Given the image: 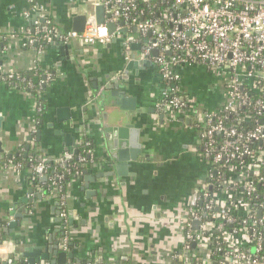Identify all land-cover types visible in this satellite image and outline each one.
Listing matches in <instances>:
<instances>
[{
  "label": "crops",
  "instance_id": "crops-1",
  "mask_svg": "<svg viewBox=\"0 0 264 264\" xmlns=\"http://www.w3.org/2000/svg\"><path fill=\"white\" fill-rule=\"evenodd\" d=\"M92 1L0 0V34L26 26L23 11L34 4L59 27L73 29L77 16L95 14ZM2 43L4 67L24 75L37 69L41 79L50 78L38 96L0 82L1 260L54 264L55 257L41 255L53 254L64 231L57 195L42 186L46 177L36 176L29 163L17 168L14 156L26 152L30 163L58 158L87 137L92 162L65 188L67 251L73 254L65 264H176L173 255L183 244L194 192L206 180L208 165L192 119L157 108L162 82L156 69L133 66L120 39L56 42L39 61L18 37ZM205 72L202 65L185 67L181 89L195 105L212 110L222 88L216 75L211 72L210 81ZM112 154L129 159L114 161Z\"/></svg>",
  "mask_w": 264,
  "mask_h": 264
},
{
  "label": "built area",
  "instance_id": "built-area-1",
  "mask_svg": "<svg viewBox=\"0 0 264 264\" xmlns=\"http://www.w3.org/2000/svg\"><path fill=\"white\" fill-rule=\"evenodd\" d=\"M99 4L104 22L88 14L81 32L59 27L44 7L34 4L23 11L27 25L9 35L32 49L37 61L43 49L56 42L106 44L121 37L127 61L153 65L162 82L157 108L192 119L199 134V154L208 165L206 180L194 192L195 204L174 260L209 264L215 252H222L216 264H264V0L92 1L94 8ZM9 35L0 34V40ZM135 44L138 50L133 49ZM192 65L206 67L219 80L222 98L217 108L197 106L182 93V71ZM49 78L46 74L44 80L34 82L0 63V82L33 95ZM91 151L84 142L76 155L71 150L58 158L41 157L31 167L36 176L54 181L72 170L79 176L81 168L92 162ZM74 155L76 161L69 163ZM57 165L62 171L52 169ZM56 195L64 221L58 246L67 251L71 231L66 195ZM12 259L6 257L9 264Z\"/></svg>",
  "mask_w": 264,
  "mask_h": 264
},
{
  "label": "trees",
  "instance_id": "trees-1",
  "mask_svg": "<svg viewBox=\"0 0 264 264\" xmlns=\"http://www.w3.org/2000/svg\"><path fill=\"white\" fill-rule=\"evenodd\" d=\"M49 17H50V19H51V16L49 15ZM52 25H56L54 22L52 23ZM2 40H0V42H1ZM3 43L1 42V45H2ZM4 52H3V50H0V55L1 54H3ZM153 66V65H152ZM154 67V66H153ZM155 68V67H154ZM35 72H36V74H35ZM40 72L39 71H37V69L34 71H32L30 74H28V75H26L29 79H31V80H33L34 82H37V80L35 79V78H37V79H41L40 78ZM35 79V80H34ZM35 95H36V93H35ZM37 96V95H36ZM39 100V99H38ZM83 141H82V143H81V145L80 146H78V147H76L75 149H74V154L76 155V154H78V153H80L81 152V150H82V148H83V143L84 142H88L89 143V148H91L92 149V145H91V143L89 142V139L87 138V137H84L83 139H82ZM26 152H19L17 155H15L14 156V162L15 163H21V164H27V163H29V165L30 164H33V163H30L29 162V157H27L26 156V154H25ZM27 154H28V152H27ZM73 156V158L70 160V161H68L69 163H73V162H75L76 161V156ZM34 162V161H33ZM35 163V162H34ZM90 163H88L87 165H85L84 167H82L81 168V172L89 165ZM52 169L53 170H55V171H62V168H60L58 165L57 166H52ZM51 169V170H52ZM77 177V175H76V173L74 172V170H72L70 173H64V176L62 177V179H60L59 181H54V179L52 180H50V179H48V178H46V181H45V183L42 185L43 187H45V190L48 192V194H51V193H55V192H57L56 194H61V193H65V188H66V186L68 185V183L73 179V178H76ZM54 181V182H53ZM34 183H35V185L37 186V185H39L40 183L38 182V181H36V177H35V179H34ZM61 185V189H60V191L58 190L57 191V187L58 186H60ZM54 190H56V191H54ZM2 238V236L0 235V240H2L1 239ZM250 245V244H249ZM248 244L246 245V246H249ZM245 246V245H244ZM212 247L214 248V245H212ZM223 247H225V246H223ZM221 257H222V252H215V254H213L212 256H211V259H212V262H210L209 264H212L213 262H218L220 259H221ZM176 264H180V263H178V262H175Z\"/></svg>",
  "mask_w": 264,
  "mask_h": 264
},
{
  "label": "water",
  "instance_id": "water-1",
  "mask_svg": "<svg viewBox=\"0 0 264 264\" xmlns=\"http://www.w3.org/2000/svg\"><path fill=\"white\" fill-rule=\"evenodd\" d=\"M95 16H96V20L98 23H103L104 22V8L101 4L97 5L95 7ZM86 20H87V16L86 15H79L76 17L75 21H74V25H73V30L77 31V32H81L83 29H84V26H85V23H86ZM114 28V25L113 24H110L108 25V29L109 31L111 32ZM133 49L134 50H138L139 49V46L138 45H134L133 46ZM156 54V51H153V55ZM134 64H132L133 66L135 65H143V66H149L151 65L149 62H144V61H133ZM132 62V63H133ZM131 64H129V68H130ZM115 88H118V81L116 80L115 81ZM113 85V86H114ZM119 92V91H117ZM120 94H125L126 93V90L123 89L119 92ZM113 94V93H112ZM190 120V119H188ZM111 158L112 160L115 161V159H118L119 162H124L126 161L127 159H129L127 156L123 157L121 154H118V158L115 156V155H111ZM38 159L40 160L41 157H38ZM120 164H123V163H120ZM119 166H117V170L119 171ZM13 224V223H12ZM11 227V226H10ZM63 234V233H62ZM56 247L55 249L52 251V249H50V252H52L53 254L51 255H46V254H43L41 255L42 258L44 259H48L50 257H55V259H52L53 263L54 264H65L66 261H71L73 259V254L71 252H68V251H63V250H60L59 247H58V243H56ZM2 258H0V264H9L7 260H1ZM34 259L30 258V261L33 262ZM12 264H15V259H12ZM213 264H216L215 262H213Z\"/></svg>",
  "mask_w": 264,
  "mask_h": 264
},
{
  "label": "rangeland",
  "instance_id": "rangeland-1",
  "mask_svg": "<svg viewBox=\"0 0 264 264\" xmlns=\"http://www.w3.org/2000/svg\"><path fill=\"white\" fill-rule=\"evenodd\" d=\"M118 39H120V41L122 40L121 37H119ZM205 73H206V72H205ZM206 76H209V77L211 78V80H210V78H209L210 81L215 80V77H214V75H213L211 72L206 73Z\"/></svg>",
  "mask_w": 264,
  "mask_h": 264
},
{
  "label": "flooded vegetation",
  "instance_id": "flooded-vegetation-1",
  "mask_svg": "<svg viewBox=\"0 0 264 264\" xmlns=\"http://www.w3.org/2000/svg\"><path fill=\"white\" fill-rule=\"evenodd\" d=\"M188 119H190V118H188Z\"/></svg>",
  "mask_w": 264,
  "mask_h": 264
}]
</instances>
